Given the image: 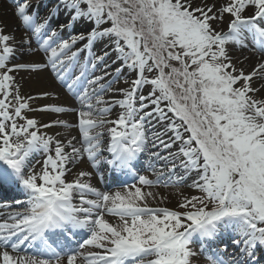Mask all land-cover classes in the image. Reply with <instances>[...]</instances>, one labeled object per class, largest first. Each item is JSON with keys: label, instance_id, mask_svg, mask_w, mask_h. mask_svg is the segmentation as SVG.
<instances>
[{"label": "snow or ice", "instance_id": "snow-or-ice-1", "mask_svg": "<svg viewBox=\"0 0 264 264\" xmlns=\"http://www.w3.org/2000/svg\"><path fill=\"white\" fill-rule=\"evenodd\" d=\"M43 9L11 0L15 26L0 18V189L20 197L0 203V264H193L197 243L208 264H264V0Z\"/></svg>", "mask_w": 264, "mask_h": 264}, {"label": "bare ground", "instance_id": "bare-ground-1", "mask_svg": "<svg viewBox=\"0 0 264 264\" xmlns=\"http://www.w3.org/2000/svg\"><path fill=\"white\" fill-rule=\"evenodd\" d=\"M9 8H10L9 5H6L5 3H3V2L0 0V13H6L5 15L0 16V18H3L6 22H9L10 26L14 27L15 24H16V21H15L14 17H12L11 15H9ZM43 10H44V9L41 8V11H42V12H43ZM53 26H55V25H53ZM15 34H16L17 37H19L20 34H21V31L16 32ZM249 62H250V61H249ZM27 80H28V81H26L27 84L25 85V88H29V89H32V90H33L32 92H30V93H28V94H35V91H36V88H37V84H36L35 79H32V80L27 79ZM120 85H121V84L119 83V84H117V85H114V87H118V86L120 87ZM45 86H46V87H51V85H45ZM123 87H124V86H123ZM23 91H24V90H23ZM59 100H60V102H67L69 106H73V104H74V100L71 101V100L65 95L64 92L59 94ZM38 102L40 103V104H38V105H42V104H44V103H51V102H54V101H52V100H50V99H44V100H38ZM72 115H73V114H69V115L64 116V117H62V118L67 119L70 123H74V122L76 121V118L73 117V119H71V118H72ZM37 116H38V115H37ZM44 119H45V122H47V119H48V118L45 117ZM114 119H115V118H114ZM72 120H73V121H72ZM50 131H51V133H55V132H57V131H59V132H61V133H64L65 130H63V128H53V129H51ZM71 134H72L73 136H77V135H78V132H77V131L74 132V130H72V131H71ZM147 168H148V165H147ZM81 170H89V169H88V166H86L85 163H80V162H79L78 165L72 167V173H73V174H75L76 172L81 171ZM148 174H150V172H148ZM68 179H69V180L73 179V175H69V176H68ZM91 182H92L94 185H97V184L99 183L95 176H94V178L92 179ZM99 184H100V183H99ZM160 188L163 189V187H160ZM170 188H173V187H170ZM170 188H169V190H162V189H159V188H158L157 190L160 191V192H162V193H175V188H173V190H171ZM0 191H2V189H0ZM185 191L188 192V193L191 192L190 190H187V189H185ZM172 197L175 198V196H172ZM109 219H111V217H110Z\"/></svg>", "mask_w": 264, "mask_h": 264}, {"label": "rangeland", "instance_id": "rangeland-1", "mask_svg": "<svg viewBox=\"0 0 264 264\" xmlns=\"http://www.w3.org/2000/svg\"><path fill=\"white\" fill-rule=\"evenodd\" d=\"M1 1H2L3 3H5L6 5H9V6H10L11 0H1ZM9 15H11L10 8H9ZM11 16H12V15H11ZM19 31H22V29L17 30L16 32H19ZM98 47H102V46H99V45H98ZM244 55H248V53L245 52ZM113 58H114V57H113ZM249 63H251V61H250ZM20 76L23 78V88H22V92H23V93H30V92H32V91H33L32 89L25 88V85L27 84L26 81H28V80H27V79H28V74L25 73V72H21V73H20ZM119 83L121 84L120 87L125 86V85L123 84V81H122V80H121ZM118 87H119V86H118ZM23 90H24V91H23ZM107 95H108V94H106V98H107ZM35 104L38 105V104H40V103L38 102V100H36V101H35ZM118 113H119V108H116L115 110H113V111L110 113V115H109L108 118H109V119H112L113 117H117V116H118ZM36 115L40 116L41 114H40V113H36ZM73 117H75V115H72V118H71V119H73ZM72 121H73V120H72ZM63 130H64V129H63ZM74 132H75V131H74ZM36 168L39 169V166H36ZM169 188H170V187H169ZM169 188H167V189L159 188V189H162V190H169ZM170 189L173 190V188H170ZM190 191H191V192H189L188 194H192V195H199V194H200V193H198V192H196V191H192V190H190ZM164 206H168V207H173V208H175V206H176V198H174V197L170 198V199L166 202V204H165ZM193 264H208V261H206L204 258H202L201 255H199V254L197 253V256L193 258Z\"/></svg>", "mask_w": 264, "mask_h": 264}]
</instances>
